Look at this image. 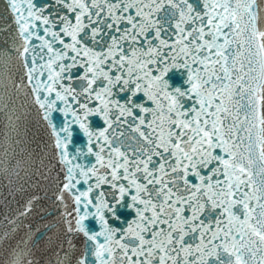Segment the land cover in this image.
<instances>
[{
  "label": "snow or ice",
  "instance_id": "6c2138e0",
  "mask_svg": "<svg viewBox=\"0 0 264 264\" xmlns=\"http://www.w3.org/2000/svg\"><path fill=\"white\" fill-rule=\"evenodd\" d=\"M0 33V81L18 63L60 152L75 264H264V0H0Z\"/></svg>",
  "mask_w": 264,
  "mask_h": 264
},
{
  "label": "water",
  "instance_id": "95a60500",
  "mask_svg": "<svg viewBox=\"0 0 264 264\" xmlns=\"http://www.w3.org/2000/svg\"><path fill=\"white\" fill-rule=\"evenodd\" d=\"M37 3L44 4L45 0H37ZM11 43L8 35L0 33V51L12 52ZM8 77L7 81H0V264H14L15 253L20 250L27 253L23 264H75L83 250L84 237L65 233V209L55 195V182L63 175L60 152L54 147L48 124L41 118L29 89L16 87L20 77L18 63L9 65ZM167 78L172 87H186L181 71L173 70ZM53 121L58 127L62 126V113H54ZM96 123L103 121L92 118L91 126L95 127ZM117 131L125 132L121 138L122 150L131 152L138 134L126 126ZM77 149L87 150V138L74 126L70 155L76 156ZM77 162L91 164L95 160L88 157ZM32 195L37 199L31 212L20 215ZM68 203L71 207L70 200ZM87 223L94 230L99 229L94 220ZM69 239L75 245V252L69 253L66 242Z\"/></svg>",
  "mask_w": 264,
  "mask_h": 264
}]
</instances>
